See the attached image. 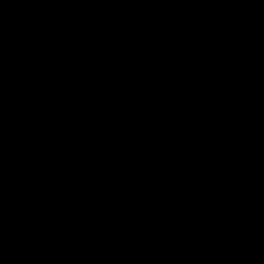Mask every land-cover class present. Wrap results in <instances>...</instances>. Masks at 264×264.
I'll list each match as a JSON object with an SVG mask.
<instances>
[{
  "label": "water",
  "instance_id": "95a60500",
  "mask_svg": "<svg viewBox=\"0 0 264 264\" xmlns=\"http://www.w3.org/2000/svg\"><path fill=\"white\" fill-rule=\"evenodd\" d=\"M0 264H264V0H0Z\"/></svg>",
  "mask_w": 264,
  "mask_h": 264
}]
</instances>
